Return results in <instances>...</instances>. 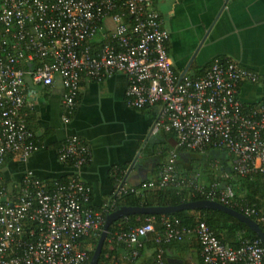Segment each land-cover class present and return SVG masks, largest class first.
Wrapping results in <instances>:
<instances>
[{
    "label": "built area",
    "instance_id": "obj_1",
    "mask_svg": "<svg viewBox=\"0 0 264 264\" xmlns=\"http://www.w3.org/2000/svg\"><path fill=\"white\" fill-rule=\"evenodd\" d=\"M154 2L0 0V167L7 158L23 161L38 149L24 112L25 78L42 87L58 79L61 120L67 124L82 77L99 82L123 75L125 105L159 106L150 133H170L174 141L156 180L132 187L117 183L99 210L90 205V189L79 175L89 162V148L76 136L65 137L56 151L58 161L71 169L67 178L44 181L27 170L17 181L0 177V264H83L82 243L99 236L103 214L115 210L121 196L154 186L188 189L264 228V213L238 199L230 184L214 180L203 186L198 173L183 177L175 167L179 148L199 155L222 151L230 170L225 180L231 175L264 183V69L258 74L215 58L200 76L175 75L166 50L168 34ZM104 20L111 28L104 27ZM258 83L261 99L243 104L239 87ZM149 236L156 247L150 264H167L161 247L184 239L197 243L200 264H262L264 256L259 239L240 237L231 247L197 218L183 226L168 215L113 232L106 240L108 250L122 245V260L133 262Z\"/></svg>",
    "mask_w": 264,
    "mask_h": 264
},
{
    "label": "crops",
    "instance_id": "obj_2",
    "mask_svg": "<svg viewBox=\"0 0 264 264\" xmlns=\"http://www.w3.org/2000/svg\"><path fill=\"white\" fill-rule=\"evenodd\" d=\"M154 5L168 34L166 50L175 75L200 76L215 58L229 59L240 67L262 73L264 0H155ZM103 25L111 28L108 20ZM99 38L98 34L94 41ZM125 87V77L120 74L99 82L82 77L73 113L69 122L63 124L58 79L50 87H42L25 78L26 122L39 147L23 161L7 158L0 167V177L17 181L27 170L44 181L67 178L71 169L58 161L56 151L65 137L76 136L89 148V162L79 175L90 189L93 209H101L112 197L117 183L132 187L156 180L160 166L174 148L173 136L160 131L150 133L159 106L128 108ZM262 91L261 83L242 84L238 98L243 104L256 103ZM193 158L189 166L199 173L205 185L214 179L223 181V175L230 174L223 153L222 157L195 155ZM186 159L190 156L180 154L176 163H185ZM256 180L262 184L259 202L264 213V183ZM231 184L236 197L243 199L239 184ZM150 241L149 236L133 264L151 262L156 247ZM125 251L116 250L114 264H125L122 260ZM161 251L167 264H184L183 257L196 264L192 248L178 253L173 247L162 246Z\"/></svg>",
    "mask_w": 264,
    "mask_h": 264
},
{
    "label": "trees",
    "instance_id": "obj_3",
    "mask_svg": "<svg viewBox=\"0 0 264 264\" xmlns=\"http://www.w3.org/2000/svg\"><path fill=\"white\" fill-rule=\"evenodd\" d=\"M167 136L169 137L171 136V134H168ZM209 151H215V150L207 149L201 155H204ZM176 152H177V157L180 154H184V153L190 156V159H186L185 163L179 164L183 166H179L176 163L175 167L177 171L180 172V175H182L183 177H186V175H189L192 173H198L196 171L191 170L192 168L189 165L190 163L193 164V161H194L193 156L195 155L198 156L199 154L188 152L181 148L177 149ZM218 152L223 153L222 151H218ZM231 178L228 180H223L221 181V183L224 182V183L230 184L231 186H232L231 183L239 184L238 187L244 192V198L243 199L238 198V199L243 200L248 204L254 205L257 209L260 210L261 205L259 202V198H261L260 193L262 189L261 188L262 184L256 179L253 181H248L247 179H242V178H238L235 176H232ZM199 179H200V175H199ZM214 180H218V179H214ZM208 184L205 185L202 183L203 186H207ZM199 199H202V197H199L198 195H196L195 193L191 192L188 189L178 190L172 187L159 188V187L154 186L152 188L143 189L139 195L126 194V195L121 196L119 199L115 201L114 209L121 207V206H127V207L175 206L181 203H186L189 201H195ZM106 215L107 214H103V219ZM151 216L158 218L160 215L127 216L124 218H120L114 221L113 223H111L109 227L107 228L106 238L101 246L100 253L98 255L96 264H113L114 259H116V255H115L116 250L118 248H124L125 250V247L122 245H113L112 249L108 250V244L106 240L110 237V235L113 232L123 231L131 227L139 226L143 223L145 218H148ZM168 216L179 219V221L181 222L183 226L192 225L194 222V218H197L198 220L202 221L209 227V229L212 231V233L216 236V238L221 243L231 246V247H236L238 245V241L240 237H246L249 239H258L257 236L254 233H252L250 230H248L244 224L218 211H212V210H194V211L187 210L186 211L184 210V211L176 212L173 214H168ZM258 227L264 233V228L261 225H258ZM97 239L98 237L94 240H91L90 242L85 241L84 243H82V248L86 251V254H87V260L83 264H88V261L91 257V253L95 247ZM150 242L152 243V241ZM89 243H92L93 245L92 250L86 249V245H89ZM166 247L168 248L173 247V250L174 251L176 250L178 253L184 252L188 248H192L194 249L196 253V264H200V258L198 255V246L194 239H191V240L184 239L180 243H170L167 245H163V249ZM133 263L134 261L130 263L126 262L125 264H133ZM262 264H264V256L262 259Z\"/></svg>",
    "mask_w": 264,
    "mask_h": 264
},
{
    "label": "water",
    "instance_id": "obj_4",
    "mask_svg": "<svg viewBox=\"0 0 264 264\" xmlns=\"http://www.w3.org/2000/svg\"><path fill=\"white\" fill-rule=\"evenodd\" d=\"M184 210H212L224 213L233 219H236L240 223L244 224L245 227L254 233L259 239L261 245L264 247V233L258 227V225L251 219L243 216L235 210L222 206L214 201H209L205 199H199L195 201H189L186 203H181L175 206H165V207H127L121 206L108 213L104 217V221L99 233L98 239L96 241L95 247L91 253V257L88 264H96L97 258L100 253L101 246L106 238L107 228L114 221L124 218L127 216H140V215H168ZM168 262V261H167Z\"/></svg>",
    "mask_w": 264,
    "mask_h": 264
},
{
    "label": "rangeland",
    "instance_id": "obj_5",
    "mask_svg": "<svg viewBox=\"0 0 264 264\" xmlns=\"http://www.w3.org/2000/svg\"><path fill=\"white\" fill-rule=\"evenodd\" d=\"M224 154V153H223ZM205 156L207 155V156H211V157H222V153H219V152H215V151H209V152H207L206 154H204ZM214 155V156H213ZM225 155V154H224ZM194 157V156H193ZM217 166H218V164H217ZM90 242V241H89ZM92 248H93V245H92V243H89V245H86V249L87 250H92ZM191 256H192V259L194 258V254L192 255L191 254ZM184 259L182 260L183 262H184V264H194L192 261H190V260H188V258H185V257H183Z\"/></svg>",
    "mask_w": 264,
    "mask_h": 264
}]
</instances>
